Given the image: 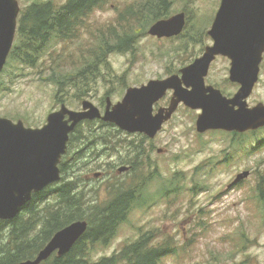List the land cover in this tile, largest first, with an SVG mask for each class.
<instances>
[{
	"label": "rangeland",
	"instance_id": "obj_1",
	"mask_svg": "<svg viewBox=\"0 0 264 264\" xmlns=\"http://www.w3.org/2000/svg\"><path fill=\"white\" fill-rule=\"evenodd\" d=\"M29 1L19 0L21 7ZM220 3L221 0L193 1L195 14L191 23L207 32L201 43L189 42L185 46L188 36L158 38L148 34L133 50L111 54L112 71L102 73L84 98L79 99L73 93L64 102L78 110L82 100L89 99L104 111L107 96L116 103L128 87L179 73V69L191 64L207 45L212 44L208 30ZM184 6L185 0H179L171 15L184 11ZM115 15L116 10L109 6L97 11L93 19L97 24H103ZM8 67L9 64L4 69L7 71ZM18 67H11L0 79V117L14 121L21 119L26 126L41 127L47 116L60 108L55 85L41 79L33 69L22 71ZM229 69V59L218 57L210 68L206 83L226 91L225 94L231 97L239 85L229 80ZM170 96L171 93L160 105L168 103ZM259 102L264 103V60L260 80L248 98L251 107ZM199 113V110L180 105L155 140L146 142L147 146L150 143L153 146L149 147L152 165L146 170L157 169L160 176L150 182L144 191V200L129 214L110 243L93 254L95 260L110 256L127 243L148 234L152 245L167 243L177 250V254L165 257L160 264H264V205L258 201L256 190L257 172L264 169V143L252 149L256 144L252 136H246L245 143L240 144L233 143L234 135L230 132L199 133L196 130ZM93 126L100 128L102 133L116 132L111 127H102L99 122ZM87 128L89 126L83 127ZM255 131L258 138H264V128ZM140 136V133L124 131L115 138L138 142ZM98 146L101 151L92 146L88 148L86 158L80 161L78 174L87 180L86 184L82 182V187L97 190L95 197L102 201L107 197V185L115 177L124 179L126 173L120 175L118 172L122 163H114L115 167L111 164L114 159L119 161V151ZM243 171H250V176L230 187ZM95 173L101 175L95 178ZM176 173L181 179L172 181L171 177ZM167 189L173 191L164 197Z\"/></svg>",
	"mask_w": 264,
	"mask_h": 264
},
{
	"label": "trees",
	"instance_id": "obj_2",
	"mask_svg": "<svg viewBox=\"0 0 264 264\" xmlns=\"http://www.w3.org/2000/svg\"><path fill=\"white\" fill-rule=\"evenodd\" d=\"M178 1L30 0L21 7L16 42L6 64L9 67L3 74L16 65L22 71L33 69L41 79L55 85L60 103H65L73 93L82 99L102 73L112 71L109 56L133 50L137 42L148 35L153 23L171 16ZM193 1L185 0L183 8L187 24L180 37H189L185 46L189 42L201 43L207 36L205 28L191 23L195 14ZM109 6L116 10V15L97 24L93 19L95 13ZM122 81L125 83V79ZM97 122L102 127L113 128L115 134L102 133L93 126ZM84 126L89 128L83 129ZM123 132L99 120H87L78 125L71 133L68 153L60 164L61 180L34 194L14 219L0 220V264H19L35 258L57 231L76 220L88 221L87 232L68 254H54L42 264H160L165 257L177 254L167 243L152 245L151 236L144 234L110 256L93 258L98 248L108 245L129 214L139 207L150 182L160 176L157 169L146 170L152 165L149 147L153 146L146 144L150 139L144 135L138 142L115 138ZM232 133L233 143H245L246 136H252L251 139L256 140L252 149L264 143V138L256 136L257 131ZM100 144L109 151H119V161L114 159L111 163L114 167L117 162L129 166L124 179L115 177L107 185V197L102 201L95 197L97 190L82 187V182L86 184L87 180L78 174L80 161L86 158L88 148L92 146L101 151ZM257 176V198L264 205V169L257 172ZM177 179H181L177 173L171 177L172 181ZM172 191L167 189L163 196Z\"/></svg>",
	"mask_w": 264,
	"mask_h": 264
},
{
	"label": "water",
	"instance_id": "obj_3",
	"mask_svg": "<svg viewBox=\"0 0 264 264\" xmlns=\"http://www.w3.org/2000/svg\"><path fill=\"white\" fill-rule=\"evenodd\" d=\"M20 12L19 0H0V77L15 43ZM186 24L187 15L182 11L153 23L148 34L173 38L183 33ZM208 35L212 44L179 73L128 87L116 103L107 96L104 111L91 100L83 99L78 110L61 103L41 127L0 117V220L14 219L34 194L61 180L60 164L68 153L71 133L84 121L101 120L122 131L154 139L179 106L185 105L200 111L196 120L199 133H246L264 128V103L252 107L248 103L260 80L264 60V0H221ZM218 56L230 59L229 80L239 85L231 97L206 83ZM170 90L173 94L169 105L155 111V104ZM128 169L129 166L121 165L118 171L124 173ZM250 174L239 173L229 186ZM100 175L95 173L96 177ZM88 226L87 220L70 223L57 231L35 258L19 264H42L54 254H68Z\"/></svg>",
	"mask_w": 264,
	"mask_h": 264
},
{
	"label": "flooded vegetation",
	"instance_id": "obj_4",
	"mask_svg": "<svg viewBox=\"0 0 264 264\" xmlns=\"http://www.w3.org/2000/svg\"><path fill=\"white\" fill-rule=\"evenodd\" d=\"M180 36V35H179ZM179 36H176L177 38H179ZM176 37H173V38H176ZM210 37V36H209ZM212 40V39H211ZM205 50V49H204ZM204 50H203V52H204ZM218 57H224V56H218ZM217 57V58H218ZM216 58V59H217ZM227 58V57H226ZM229 61H230V59H229ZM231 62V61H230ZM213 64V63H212ZM212 66V65H211ZM179 71H180V69H179ZM210 72V71H209ZM173 74H176V73H173ZM172 75V74H171ZM170 76V75H169ZM168 77V76H167ZM207 78V77H206ZM159 79H164V78H159ZM171 93V96H172V94H173V90H170V91H168V93H167V95L163 98V99H161L158 103H156L155 104V111H157V109L159 108V107H161V106H168L169 105V102H170V99H171V96H170V99H169V102L167 103H165V105H160V103H161V101H163V100H165V99H167V97L169 96V94ZM105 108H106V105H105ZM105 108H104V110H105ZM174 116V115H173ZM173 118V117H172ZM171 118V119H172ZM170 119V120H171ZM99 121H101V120H99ZM141 135H144V134H141ZM158 135V134H157ZM144 136H146V135H144ZM147 137V136H146ZM157 137V136H156ZM155 137V138H156ZM155 138L154 139H150V140H155ZM161 149V148H160ZM160 149H158V150H160ZM161 151H162V149H161ZM160 152V151H159ZM119 168V167H118ZM119 172V171H118ZM127 172V171H126ZM126 172H124V173H120V175L121 174H125ZM94 177L96 178V176L94 175Z\"/></svg>",
	"mask_w": 264,
	"mask_h": 264
}]
</instances>
